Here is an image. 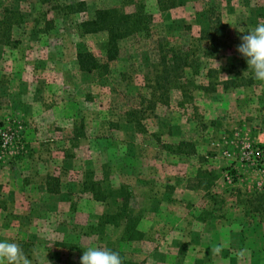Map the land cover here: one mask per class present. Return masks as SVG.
Instances as JSON below:
<instances>
[{"label": "rangeland", "instance_id": "1", "mask_svg": "<svg viewBox=\"0 0 264 264\" xmlns=\"http://www.w3.org/2000/svg\"><path fill=\"white\" fill-rule=\"evenodd\" d=\"M138 1L152 36L122 44L105 74L79 69L81 52L104 61L108 39L80 25L122 0H0V17L23 16L0 43V241L18 243L31 264H81L89 247L122 264H264V176L224 156L242 148L235 133H264V81L237 67L264 0H178L164 12ZM210 7L226 32L208 55ZM158 42L196 63L152 109ZM122 209L140 240L110 218Z\"/></svg>", "mask_w": 264, "mask_h": 264}, {"label": "trees", "instance_id": "2", "mask_svg": "<svg viewBox=\"0 0 264 264\" xmlns=\"http://www.w3.org/2000/svg\"><path fill=\"white\" fill-rule=\"evenodd\" d=\"M49 3V0H46ZM178 0H156V4L159 11H168L174 9L177 6ZM83 5V4H82ZM129 6V10L125 7ZM61 9L70 11L72 6L63 5ZM217 7H210L207 10V18L209 21L208 28L201 31L204 41L207 43V53L211 55L215 54L219 50V45L222 39L225 37L226 25L221 22L220 15L217 14ZM23 16L16 11L4 9L0 17V43L3 45H9L11 40L12 30L15 27H19L22 24ZM264 21V17H263ZM152 16L146 11L145 5L138 0H122L121 7H104L96 9L89 19L81 23V29L85 34L94 33H106L108 36L107 47L105 51V59L99 60L95 56L81 52L77 55V63L79 69L82 72H98L109 73L110 63L115 61L119 55L122 44L129 40L136 38H149L152 32ZM156 62L159 71L154 78V87L151 88V94L149 99L150 108H154V103L157 101L165 102L169 98V89L176 80L177 74L185 68H192V64L196 62H189V60L183 57L181 50L173 47L168 43H157L156 48ZM198 63V62H197ZM233 68L234 66H230ZM244 72L250 71L246 58L239 54L238 66ZM214 70L209 69L206 77L208 78ZM248 73V72H247ZM248 73V80L252 83L254 76ZM210 75V76H209ZM253 75V74H252ZM227 84V82H225ZM210 86V83L209 85ZM212 88V85L210 86ZM154 98V100H153ZM149 108V109H150ZM136 113L135 110L130 111L129 117H133ZM132 118L131 121H134ZM182 144V143H181ZM180 144V145H181ZM183 145V144H182ZM210 176L206 172H200L199 176ZM214 178V176L211 175ZM211 178V179H213ZM212 181V180H211ZM206 187H209L206 185ZM48 192H57V189L51 190L48 186ZM94 194L99 193V189L92 190ZM111 219L122 220L124 222V239L128 241H138L142 237V233L137 230L136 221L132 216L125 214L122 209ZM109 218V219H110Z\"/></svg>", "mask_w": 264, "mask_h": 264}, {"label": "clouds", "instance_id": "3", "mask_svg": "<svg viewBox=\"0 0 264 264\" xmlns=\"http://www.w3.org/2000/svg\"><path fill=\"white\" fill-rule=\"evenodd\" d=\"M246 33L240 37L242 42L237 51L246 58L248 69L252 70L254 78L264 81V22L258 23ZM0 264H31V261L18 243L3 240L0 241ZM81 264H122V259L116 251L89 247L83 252Z\"/></svg>", "mask_w": 264, "mask_h": 264}, {"label": "built area", "instance_id": "4", "mask_svg": "<svg viewBox=\"0 0 264 264\" xmlns=\"http://www.w3.org/2000/svg\"><path fill=\"white\" fill-rule=\"evenodd\" d=\"M8 144L7 133L0 131V149H6ZM233 155L229 150L224 151V156L234 163L235 170L246 169L264 176V144L243 147Z\"/></svg>", "mask_w": 264, "mask_h": 264}, {"label": "crops", "instance_id": "5", "mask_svg": "<svg viewBox=\"0 0 264 264\" xmlns=\"http://www.w3.org/2000/svg\"><path fill=\"white\" fill-rule=\"evenodd\" d=\"M239 142L243 144L241 147H251L264 143V133H252L251 129L247 130L244 134L235 133Z\"/></svg>", "mask_w": 264, "mask_h": 264}]
</instances>
